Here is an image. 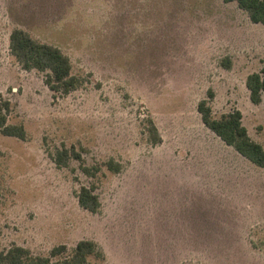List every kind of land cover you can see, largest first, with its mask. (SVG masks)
<instances>
[{"label": "rangeland", "instance_id": "1", "mask_svg": "<svg viewBox=\"0 0 264 264\" xmlns=\"http://www.w3.org/2000/svg\"><path fill=\"white\" fill-rule=\"evenodd\" d=\"M15 29L59 48L81 85L56 93L47 72L24 69ZM263 70L264 25L236 2L0 0V98L26 131L0 133V250L67 256L91 240L90 264H264V168L198 111H240L264 148V96L253 103L246 85ZM64 149L80 158L60 167Z\"/></svg>", "mask_w": 264, "mask_h": 264}, {"label": "trees", "instance_id": "2", "mask_svg": "<svg viewBox=\"0 0 264 264\" xmlns=\"http://www.w3.org/2000/svg\"><path fill=\"white\" fill-rule=\"evenodd\" d=\"M226 3L236 2L246 11L253 23L264 25V0H223ZM11 51L22 67L26 70L37 69L47 72L45 79L48 87L64 95L69 94L81 85V80L72 73L70 58L59 48L41 44L35 41L28 33L21 29H15L10 37ZM264 70L255 72L247 78V88L250 91L251 101L260 104L264 96ZM210 97H213L210 92ZM10 102L0 98V133L6 136L26 138L23 126L10 125L8 123ZM198 111L203 123L219 136L227 145L233 147L238 153L250 160L255 165L264 168V148L261 144L251 139L247 128L242 123V113L235 111L223 115L220 119L213 117L212 108L207 100H202L198 105ZM155 132L158 133L156 127ZM161 137L156 142L161 143ZM72 157L80 158L75 151L61 150L55 160L58 166L69 164ZM112 171H119V166L113 161L106 164ZM84 171L91 174L88 167ZM78 201L82 208L97 213L101 203L94 190L82 187L78 193ZM98 246L91 240H82L77 243L70 255L66 245L53 248L49 256H33L32 252L17 244H13L7 250H0V264H90L89 257L97 253Z\"/></svg>", "mask_w": 264, "mask_h": 264}]
</instances>
